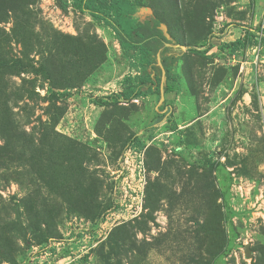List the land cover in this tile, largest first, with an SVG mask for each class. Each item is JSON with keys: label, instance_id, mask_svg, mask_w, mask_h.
Here are the masks:
<instances>
[{"label": "rangeland", "instance_id": "obj_1", "mask_svg": "<svg viewBox=\"0 0 264 264\" xmlns=\"http://www.w3.org/2000/svg\"><path fill=\"white\" fill-rule=\"evenodd\" d=\"M131 1L183 50L161 103L105 104L133 59L72 0H0V264H264V0Z\"/></svg>", "mask_w": 264, "mask_h": 264}, {"label": "trees", "instance_id": "obj_2", "mask_svg": "<svg viewBox=\"0 0 264 264\" xmlns=\"http://www.w3.org/2000/svg\"><path fill=\"white\" fill-rule=\"evenodd\" d=\"M71 7L80 13L90 15L94 20L101 21L112 29L128 59L134 60L138 57L135 61L131 60L132 72L124 77L123 89L109 95L105 104L130 103L150 95L160 97L162 70L157 63L158 55L161 57L166 72L165 95L173 93L179 86L180 77L176 72V65L178 57L183 55L182 47L165 38L159 28L162 24L159 19L141 17L140 12L144 8L143 5L131 0H72ZM241 44L242 42L238 40L232 45L237 47ZM10 68H17L21 72L28 71L27 66L21 60L0 58V72ZM34 71L45 78L47 69L41 66L39 69L34 68ZM156 117L157 123L163 122L167 117L172 123L170 111ZM170 127L172 130L176 129L173 125ZM152 131L153 127L147 128L148 133ZM130 139L141 144L136 135L131 136Z\"/></svg>", "mask_w": 264, "mask_h": 264}, {"label": "water", "instance_id": "obj_3", "mask_svg": "<svg viewBox=\"0 0 264 264\" xmlns=\"http://www.w3.org/2000/svg\"><path fill=\"white\" fill-rule=\"evenodd\" d=\"M160 30L163 32V35L165 36V38L169 41H172V39L170 38V36L167 34L166 32V27L165 25L161 24L160 25ZM157 63H158V66L161 68L162 70V79H161V95H160V103L164 101L165 99V92H164V87H165V83H166V72L163 68V65H162V61H161V57L160 55L157 56ZM246 252H247V255L250 254V251L248 248H246Z\"/></svg>", "mask_w": 264, "mask_h": 264}]
</instances>
